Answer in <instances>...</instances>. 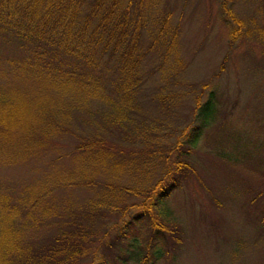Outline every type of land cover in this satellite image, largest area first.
<instances>
[{
    "label": "rangeland",
    "instance_id": "obj_1",
    "mask_svg": "<svg viewBox=\"0 0 264 264\" xmlns=\"http://www.w3.org/2000/svg\"><path fill=\"white\" fill-rule=\"evenodd\" d=\"M261 1L231 0L241 18V34L230 41V26L217 0H147L142 10L145 28L139 36L144 52L138 68L142 76L138 110L130 113L133 123L128 128L111 127L103 133L111 152L107 164L81 167L84 159L73 148L77 137L70 134H53L15 160L7 155L0 159V195L8 193L10 205L19 199L35 201L25 210H15L11 227L20 229L15 241L21 246L40 241L48 226L70 210L83 211L82 204L105 180L146 187L165 178V169L179 159L186 166L153 209L155 217L177 231L170 234L163 226V238L150 239L163 250L157 259L146 245V257L127 264H264V225L259 219L264 209V58L254 35L264 19ZM162 22L164 40L153 41ZM16 40L9 30L0 32V87L24 85L10 62L22 53ZM209 89L215 96L212 117L194 143L183 146L186 155L180 154L175 143L198 122L196 104ZM77 113L80 117L83 110ZM75 119L79 136L93 131ZM10 151L9 156L15 152ZM114 161L122 171L111 167ZM66 174L74 184L63 179ZM143 195L124 193L123 209L83 217L75 213L86 223L84 228H90L85 238L91 247L88 259L105 252L122 220L136 210L126 202L136 203ZM142 224L148 229V219ZM141 228L128 233H140L147 242L150 229ZM87 257L78 264L86 263Z\"/></svg>",
    "mask_w": 264,
    "mask_h": 264
},
{
    "label": "trees",
    "instance_id": "obj_2",
    "mask_svg": "<svg viewBox=\"0 0 264 264\" xmlns=\"http://www.w3.org/2000/svg\"><path fill=\"white\" fill-rule=\"evenodd\" d=\"M217 1L233 41L241 34V18L233 11L231 0ZM261 3L264 11V0ZM143 6H147V0H0V32L9 30L20 43L21 55L10 62L24 84L0 87V151L5 152L0 159L15 160L33 151L35 145L44 144L53 134H70L77 137L73 148L84 159L81 167L107 164V154L111 152L103 133L107 128H128L133 123L130 113L138 110L137 91L142 82L138 68L144 52L139 44L145 28ZM156 30L152 40H164V22ZM254 32L264 58V19ZM214 108V92L209 89L204 100L196 104L198 122L175 143L178 153L186 155L183 146L194 143ZM77 109L83 110L80 117ZM75 117L93 131L79 136ZM6 148L15 152L9 156L7 152L11 151ZM174 163L173 168L165 169V178H157L146 187L105 180L99 192L82 204L83 211L70 210L61 221L48 226L40 241H28L24 246L15 241L20 229L11 225L15 210H25L35 202L34 198L19 199L18 204L10 205L8 193L0 195V264H78L91 248L85 243L90 228L85 229L86 223L75 213L83 217L98 210L123 209L124 193L144 195L136 203L126 202L136 210L122 220L119 233L107 242L105 252L94 253L84 264L138 261L146 257V245L157 259L163 250L160 244L149 243L150 239L161 240L163 226L170 234L177 231L155 217L153 211L176 185L186 166L179 159ZM111 167L123 170L117 161ZM63 179L75 183L70 174ZM147 219V242L140 233H128L142 226L145 229L141 228V232L147 231L142 224ZM259 219L263 226L264 209Z\"/></svg>",
    "mask_w": 264,
    "mask_h": 264
}]
</instances>
